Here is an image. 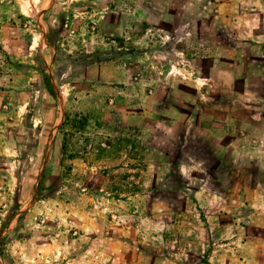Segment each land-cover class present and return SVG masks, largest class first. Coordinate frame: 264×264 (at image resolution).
<instances>
[{"label": "rangeland", "instance_id": "obj_1", "mask_svg": "<svg viewBox=\"0 0 264 264\" xmlns=\"http://www.w3.org/2000/svg\"><path fill=\"white\" fill-rule=\"evenodd\" d=\"M0 264H264V0H0Z\"/></svg>", "mask_w": 264, "mask_h": 264}]
</instances>
